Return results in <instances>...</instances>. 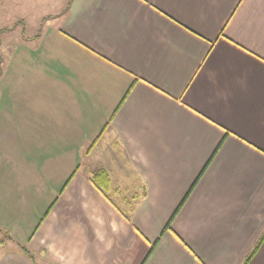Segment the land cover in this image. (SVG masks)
<instances>
[{"label": "crops", "instance_id": "crops-1", "mask_svg": "<svg viewBox=\"0 0 264 264\" xmlns=\"http://www.w3.org/2000/svg\"><path fill=\"white\" fill-rule=\"evenodd\" d=\"M46 18L0 58V233L18 246L0 239V264H243L264 231V0Z\"/></svg>", "mask_w": 264, "mask_h": 264}, {"label": "rangeland", "instance_id": "rangeland-1", "mask_svg": "<svg viewBox=\"0 0 264 264\" xmlns=\"http://www.w3.org/2000/svg\"><path fill=\"white\" fill-rule=\"evenodd\" d=\"M67 2L68 0H0V47H3L0 50V58L9 60L12 57L10 54L20 41V35L29 36L39 30V23L46 21V17L60 13ZM12 74L7 78L10 76V79H13L15 72L14 76ZM3 75L4 71L0 72V78ZM6 238L3 233H0V239L5 240L4 250L17 246L12 241L6 242L8 240ZM2 251L3 249H0V253Z\"/></svg>", "mask_w": 264, "mask_h": 264}, {"label": "trees", "instance_id": "trees-1", "mask_svg": "<svg viewBox=\"0 0 264 264\" xmlns=\"http://www.w3.org/2000/svg\"><path fill=\"white\" fill-rule=\"evenodd\" d=\"M130 90H128L127 94L125 97H127L128 93H129ZM102 179H105L104 181H102ZM94 181L97 183V184H102L104 189L108 190L109 188V185H110V180H109V177L107 175L106 172L104 171H101V172H98L95 176H94ZM195 185V184H194ZM193 185V186H194ZM187 198V197H186ZM185 201V199H184ZM184 201L181 203L180 207L177 209V211L175 212V214L173 215L172 219L176 216L177 212L179 211V209L181 208L182 204L184 203ZM171 219V221H172ZM170 221V223H171ZM169 223V224H170ZM169 224L167 227H169ZM264 242V231L262 233V235L260 236V238L258 239V241L256 242L254 248L252 249V251L250 252V254L246 257L245 261L243 264H249L250 261L252 260V258L256 255V253L258 252V250L260 249L261 245L263 244ZM26 252V251H25Z\"/></svg>", "mask_w": 264, "mask_h": 264}]
</instances>
